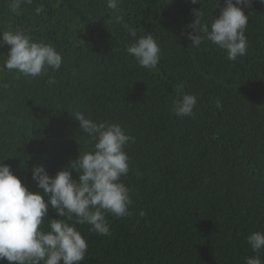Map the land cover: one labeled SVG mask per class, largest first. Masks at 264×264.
Returning a JSON list of instances; mask_svg holds the SVG:
<instances>
[{"label":"trees","instance_id":"16d2710c","mask_svg":"<svg viewBox=\"0 0 264 264\" xmlns=\"http://www.w3.org/2000/svg\"><path fill=\"white\" fill-rule=\"evenodd\" d=\"M224 6L121 0L111 10L107 0H31L16 15L0 0V32L22 30L63 58L58 71L24 77L4 69L9 46L0 45V162L42 194L34 165L54 177L92 148L75 112L135 137L121 178L132 215L107 216L108 236L75 225L88 245L82 264H245L255 255L247 237L264 233V4L243 8L248 50L235 62L210 42L192 47L182 34L192 31V9L210 24ZM148 33L161 49L155 69L126 53ZM183 94L197 98L192 117L171 111ZM56 218L49 208L46 219ZM259 256L264 261V249Z\"/></svg>","mask_w":264,"mask_h":264},{"label":"clouds","instance_id":"9594fccd","mask_svg":"<svg viewBox=\"0 0 264 264\" xmlns=\"http://www.w3.org/2000/svg\"><path fill=\"white\" fill-rule=\"evenodd\" d=\"M121 0H107V7L116 10ZM252 0H224V7L209 24L204 12L192 9L191 32L182 33L194 48L207 41L226 52L228 61L235 62L247 54L245 35L248 8ZM264 4V0H259ZM31 0H9L13 14L19 15L23 4ZM196 5L198 0H189ZM116 21L136 37V30ZM194 33V34H193ZM0 45L9 46L4 69L16 71L24 77L38 78L48 69L58 71L62 56L51 44L34 41L24 31L0 32ZM140 67L155 69L160 61L161 49L151 33L140 37L126 48ZM178 87H183L179 85ZM197 104L195 95L183 94L173 101L171 111L178 118L192 117ZM217 108L220 102H216ZM79 129L92 142L89 151L79 152L76 160L49 176L43 165H34L31 179L37 189L32 192L0 162V261L8 264H82L87 253V241L75 225H89V231L100 236L111 235L107 216L117 219L132 215L131 189L121 178L129 172V157L125 147L135 142L115 123L95 122L81 112L74 113ZM72 173L77 178L73 179ZM49 208L57 218L46 219ZM138 215L146 213L141 210ZM47 220V231L42 225ZM254 256L245 258V264H264L259 253L264 249V233L253 232L247 237Z\"/></svg>","mask_w":264,"mask_h":264}]
</instances>
